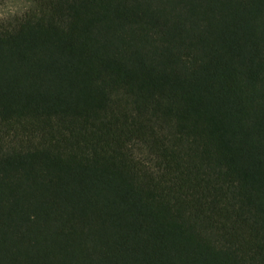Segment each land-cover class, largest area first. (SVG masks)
Wrapping results in <instances>:
<instances>
[{
	"label": "trees",
	"instance_id": "trees-1",
	"mask_svg": "<svg viewBox=\"0 0 264 264\" xmlns=\"http://www.w3.org/2000/svg\"><path fill=\"white\" fill-rule=\"evenodd\" d=\"M28 1L0 264H264V0Z\"/></svg>",
	"mask_w": 264,
	"mask_h": 264
},
{
	"label": "clouds",
	"instance_id": "clouds-1",
	"mask_svg": "<svg viewBox=\"0 0 264 264\" xmlns=\"http://www.w3.org/2000/svg\"><path fill=\"white\" fill-rule=\"evenodd\" d=\"M17 13L16 7L9 2V0H3L0 3V22H3L9 16H15Z\"/></svg>",
	"mask_w": 264,
	"mask_h": 264
},
{
	"label": "rangeland",
	"instance_id": "rangeland-1",
	"mask_svg": "<svg viewBox=\"0 0 264 264\" xmlns=\"http://www.w3.org/2000/svg\"><path fill=\"white\" fill-rule=\"evenodd\" d=\"M9 2L12 3L16 7V9H17L16 14H20V13L24 12V10L29 5L28 0H9Z\"/></svg>",
	"mask_w": 264,
	"mask_h": 264
}]
</instances>
